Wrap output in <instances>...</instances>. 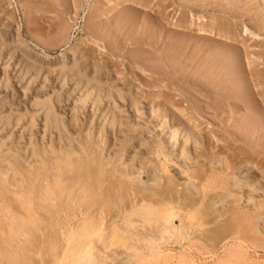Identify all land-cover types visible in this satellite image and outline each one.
I'll return each mask as SVG.
<instances>
[{"label": "rangeland", "instance_id": "374dc122", "mask_svg": "<svg viewBox=\"0 0 264 264\" xmlns=\"http://www.w3.org/2000/svg\"><path fill=\"white\" fill-rule=\"evenodd\" d=\"M134 1L0 0V184L10 198L29 174L45 190L90 165L112 206L105 229L148 203L179 207L173 226L188 237L161 245L168 262L122 263L264 264V119L239 92L247 83L264 111V0ZM220 180L225 190L207 185Z\"/></svg>", "mask_w": 264, "mask_h": 264}, {"label": "bare ground", "instance_id": "6f19581e", "mask_svg": "<svg viewBox=\"0 0 264 264\" xmlns=\"http://www.w3.org/2000/svg\"><path fill=\"white\" fill-rule=\"evenodd\" d=\"M115 1L116 2H114V4L112 3V5H111V8L113 10L119 9L123 5H130L131 3L137 4V2L134 0H130V3H126V1H124V0H115ZM21 27L22 26H20V25H16V27H15L16 36L14 39L15 40L14 43L23 46L24 45V42H23L24 39L21 37V31H22ZM230 40H232V39H230ZM25 46H27V45H25ZM99 50L102 53L104 52L103 47L99 46ZM77 51L73 48L72 49L69 48L68 50H66V49L63 50L62 54L64 55V57H66V55H68V56L70 55V57L74 61V62L73 61L72 62L76 64L77 56H78ZM233 54L235 55V53H233ZM61 59H62V57H61ZM62 60H61V62H62ZM65 60H66V58H65ZM159 67H160V65H159ZM96 73L98 74V72H95V74ZM229 74H230V72H229ZM229 74H228V76H229ZM92 80H94V79H92ZM241 82H243V81H240V83ZM238 85L235 86V87H237L236 89H238L239 86L242 85L239 88L240 89L239 92L242 95L240 97H242V98L245 97L247 100L246 102L250 103V108L252 109L253 115L254 116L256 115V118L259 117L261 120H263L264 119V111H263V109H261L262 107L259 108L257 105L254 104L255 103L254 100L250 98L252 96L249 97V91L250 90L247 87V83L246 84L242 83L239 86ZM211 90H213V89H211ZM228 93H230V92H228ZM235 93H237V92H235ZM230 94H232V93H230ZM238 96H239V93H238ZM261 98L263 99L261 102L264 104V90L262 91V97ZM220 100H222V99H220ZM244 100L245 99H243V101ZM237 102H239V101H237ZM261 102H259V103H261ZM229 104H231V102ZM263 104H261V105H263ZM247 105H249V104H247ZM232 111L234 112V110H232ZM235 113H236V111H235ZM252 118L254 119V117H252ZM258 121H259V119H258ZM263 122H264V120H263ZM260 123H259V125H260ZM252 124H251V126H252ZM256 124H257V121H256ZM254 128H256V127H254ZM187 138H186L187 141L190 140L189 139L190 137H187ZM91 158H92V156H91ZM66 164L69 167H72V162L70 160H67L65 165ZM165 169H166V167H165ZM165 169H163V170H165ZM8 170H10V169H8ZM42 170H44V169H42ZM83 170H84V171H82L83 173H81L79 176H77L76 179H74V182H69V183H73L71 185L68 184V181L61 180V178L56 179V181L52 182L53 181V178H52L51 179L52 181L50 180L52 182L51 184L49 182H47L49 185L45 189L46 191L43 190L42 184L36 185V183H34V182H37L38 179L37 178L34 179V176L32 174H29L30 177L32 178V180L30 179V180H28V182L32 181L33 183L32 182H31L32 184L28 183L30 186L27 184L28 186H25L26 188L22 187V185H24V184H22V185L20 184L21 185L20 191L22 190V193L20 191H18L16 193L13 192L12 193L13 196L11 195L12 197H10V198H8L6 195L7 192L5 190V187L3 186L4 184L3 185L0 184V264H124L125 262L122 263V261L119 260V258L122 257L123 255H126V262H128V263L130 260H133V259L142 260V261H146V260L152 261L153 259H156L158 257H160V258L162 257L163 259L167 260V257H172V256H174V254L172 255L170 252H165L164 251L165 248L161 251V245L162 244L164 246L165 244H167L171 241H172L171 243H173V242L175 243V241H179V243L181 244L182 242L187 241L188 236L185 234V230H183L182 227H181L182 230H179V231H181L179 236L177 235L178 232L174 229V226H173L174 225L173 224L174 219L178 218L180 214L178 211L179 207L177 209L174 208L173 203H171V202L170 203L164 202L163 208H161V209L158 206L156 207L154 205V203H148L147 205L144 206V208L142 207L141 212H140L141 215L139 213H138L139 215L137 214L138 219H132V217H131V220H129V218L127 220H125L126 217H124V219H121V220H124V222H122L123 227H121L122 225H119L118 223L114 222V223H112V226L109 229H105L106 225L108 224L107 223L108 218L112 214L111 213L112 206L108 202L109 197L108 196H106L104 198L101 197L102 182L97 177V175H96V177H94L92 170L90 168V165H86V167ZM166 170H168V169H166ZM18 171L21 172L20 170H18ZM69 171H70V169H69ZM79 172L80 171L78 170V173ZM99 172H100V170H99ZM16 173H17V170H16ZM125 173H127V171ZM0 175L3 176L2 171H0ZM100 176H102V175H100ZM27 177H28V175H27ZM40 177H42V176H40ZM13 178H14L13 180L15 181V179H16L15 176ZM0 179H3V177H0ZM3 181H6L5 178ZM3 181H2V183H3ZM105 181H107V180L105 179ZM213 181H215V180H213ZM213 181H207V183H208L207 185L214 184V186L216 188H220L221 190L226 189L227 184L224 183L223 181L220 180L221 181L220 183H215ZM20 182H22V181L20 180ZM38 186H40L41 189H38L39 188ZM112 187H115V186H112ZM215 187H213L212 189H216ZM103 188H104V186H103ZM75 189H77V192L75 191ZM111 189L113 190V188H111ZM208 189H209V187H207L206 184H204L202 186V190L206 191ZM44 191H45V193H44ZM206 194L203 195V193H202L204 198L207 196ZM63 198H65V200ZM156 200H158V199H156ZM98 202H100V203L102 202V206L100 207V210L97 213L95 212L96 213L95 215L92 213H89V210L92 207L94 208V205ZM150 202H152V201H150ZM156 204H158V202ZM159 204H162V203H159ZM65 206L66 207H72L73 206L75 209L73 211H68V209H67V211H66ZM82 206H83V210H80V207H82ZM118 207H119V205H118ZM132 208L133 207H131V209ZM66 212H70V214L66 213ZM124 212H126V211H124ZM137 212L138 211H133L131 214L136 215ZM194 213L195 212H193L192 215H194ZM55 214H57L58 217L61 214H64L63 222L61 223V227L59 228L60 229L59 232L60 231L62 232V230H63L62 234H59L56 231L57 227L55 228V226L56 225L59 226V223H58V219L53 218V215H55ZM131 214H129V215H131ZM234 214H235V211H234ZM47 215H48V217H46ZM80 215H81V217H80ZM129 215H127V217H129ZM191 217H193V216H191ZM238 219H239V217H238ZM183 220H184V218H183ZM189 220H191V219H189ZM199 220H200V218H199ZM231 220H232V222H234L233 218ZM181 222H183V221L181 220ZM245 223H246V221H245ZM198 224H200V223H198ZM236 225H237L236 226L237 230H234V234L232 233L233 234L232 238H234L233 241L234 240L240 241L239 235H241L242 233L239 231V229H240L239 223H237ZM200 226L204 227L202 224H200ZM172 229L174 230V232H172L173 234H171ZM253 232L256 234L259 233L257 225L255 226ZM57 236H58V238L61 237L62 240H60L61 238L57 239ZM228 243H227V246H228ZM145 246H146V248H144ZM122 249H123V251H122ZM238 249H240V248H238ZM224 252H226V251H224ZM227 254H229V253H227ZM241 254H243V253H241ZM245 255H247V254H245ZM180 256L182 257V255H180ZM177 257H178V255H177ZM241 257L242 256H240L239 259H241ZM246 257H248V256H246ZM99 258H101V259H99ZM184 258H185V256H184ZM186 259H187V257H186ZM235 259H237V258L235 257ZM172 260H173V258H172ZM167 262H168V260H167ZM249 262H250V260H249ZM160 263H161V261H160Z\"/></svg>", "mask_w": 264, "mask_h": 264}]
</instances>
